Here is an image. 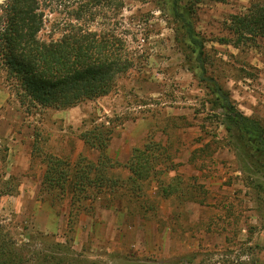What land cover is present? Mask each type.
Here are the masks:
<instances>
[{"label":"rangeland","instance_id":"1","mask_svg":"<svg viewBox=\"0 0 264 264\" xmlns=\"http://www.w3.org/2000/svg\"><path fill=\"white\" fill-rule=\"evenodd\" d=\"M184 1L194 8L192 20L205 43L207 75L243 115L264 126V43L235 48L220 42L230 38L232 15L264 0ZM170 2L125 0L116 20L135 66L95 101L27 113L0 62V224L16 239L83 264H264V197L246 183L248 175L264 182V168L257 172L249 163L247 169L224 142V125L215 116L221 112L212 111L200 71L176 42ZM63 18L56 6L47 26ZM101 123L113 128L109 156L122 165L148 140L163 143L174 166L165 183L176 177L197 200L151 199L161 208L152 221L109 209L104 199L73 209L68 197L48 195L43 158H95L79 135ZM204 146L203 156L192 162V152ZM155 186L150 184V198Z\"/></svg>","mask_w":264,"mask_h":264},{"label":"trees","instance_id":"2","mask_svg":"<svg viewBox=\"0 0 264 264\" xmlns=\"http://www.w3.org/2000/svg\"><path fill=\"white\" fill-rule=\"evenodd\" d=\"M189 5L184 0L170 2L176 42L188 62L200 71L199 79L213 97L209 102L212 111L221 112L222 117L215 116L224 125V142L247 169L251 163L259 172L264 168V126L243 115L229 93L207 75L205 43L195 29V12ZM56 6L63 8L65 18L47 26L49 12L55 11ZM124 9L125 0H0V62L7 79L13 81L19 105L27 113L66 110L107 96L116 87L117 79L135 66L116 20ZM228 30L230 38L221 39V44L261 47L264 1L253 2L243 14L232 15ZM113 135L112 127L94 124L80 133L79 139L95 158L82 153L74 160L54 155L43 158L44 191L56 199L68 197L73 209L104 199L109 209L115 207L119 213L152 221L160 217L161 208L150 204L151 199L161 197L178 203L197 200L195 192L188 190L187 185L183 187L176 177L165 183L174 166L163 143L148 140L143 147L135 148L122 165L109 156ZM204 152L205 146L194 150L191 161L196 162ZM120 168L128 170L129 176L116 175L114 171ZM247 181L258 198L264 197V182L251 175ZM150 184H156L153 198L148 192ZM69 226L73 230L74 222H69ZM59 247L52 249L58 251ZM0 264L83 263L54 252L46 255L38 245L16 239L11 230L0 224Z\"/></svg>","mask_w":264,"mask_h":264}]
</instances>
